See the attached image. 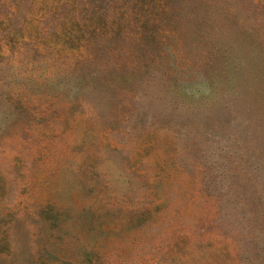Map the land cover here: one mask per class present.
I'll return each instance as SVG.
<instances>
[{"label": "rangeland", "instance_id": "rangeland-1", "mask_svg": "<svg viewBox=\"0 0 264 264\" xmlns=\"http://www.w3.org/2000/svg\"><path fill=\"white\" fill-rule=\"evenodd\" d=\"M0 264H264V0H0Z\"/></svg>", "mask_w": 264, "mask_h": 264}]
</instances>
